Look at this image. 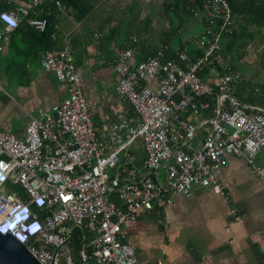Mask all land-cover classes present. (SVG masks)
I'll return each mask as SVG.
<instances>
[{"label":"built area","instance_id":"obj_1","mask_svg":"<svg viewBox=\"0 0 264 264\" xmlns=\"http://www.w3.org/2000/svg\"><path fill=\"white\" fill-rule=\"evenodd\" d=\"M47 3L73 17L59 0H24L0 10V24L13 29L30 9L35 15L48 14L43 7ZM205 3L202 56L191 60L177 51L164 58L157 49L135 60L130 46L117 52L115 91L129 103L134 118L105 124L101 130L90 118L70 50H40V67L64 84L66 96L29 116L22 136L0 130V226L20 208L27 210L28 219L12 229V236L24 239L38 263L59 264L63 258L74 264V251L80 264H137L121 225L142 211L170 204L174 193L187 194L193 185L210 187L226 202L228 192L216 171L228 155L243 157L264 183V165L254 163L264 149V108L240 104L231 95L235 71L226 67L213 84L197 74L219 48L220 36L238 24L230 19L228 0ZM27 23L42 31L46 20L34 16ZM50 38L54 40L53 33ZM137 141L144 152L139 167L130 153ZM74 228L85 232L78 250L71 245Z\"/></svg>","mask_w":264,"mask_h":264},{"label":"crops","instance_id":"obj_2","mask_svg":"<svg viewBox=\"0 0 264 264\" xmlns=\"http://www.w3.org/2000/svg\"><path fill=\"white\" fill-rule=\"evenodd\" d=\"M23 1L12 0L10 7ZM164 2L160 0L159 9L152 0H94L82 19L70 18L68 10L53 12L52 46L70 50L98 130L134 118L129 103L115 91L113 61L121 48L132 47L135 60H140L154 44L175 47L198 33L200 25L194 18V36L180 34L182 25L173 39L166 26L156 35L153 24L156 14L164 13ZM0 32V130L19 137L29 116L64 98L66 89L52 72L40 67V51L24 54L13 47L20 40L14 28L6 30L0 24ZM131 37L136 40L130 44ZM196 135L201 137V130ZM130 153L139 167L144 157L140 142L131 146ZM254 163L264 165V149ZM216 176L228 192L226 202L210 187L193 185L187 194L174 193L170 204L142 211L121 225L137 264H264V183L240 156H226Z\"/></svg>","mask_w":264,"mask_h":264},{"label":"trees","instance_id":"obj_3","mask_svg":"<svg viewBox=\"0 0 264 264\" xmlns=\"http://www.w3.org/2000/svg\"><path fill=\"white\" fill-rule=\"evenodd\" d=\"M65 7H69L73 10V16L75 19H82L93 8L94 0H59ZM162 7L164 12H172L179 18V25L183 22L182 16L184 14L191 15L197 19L199 31L194 37L187 41L180 42L177 46L172 47L164 45L158 47L157 44L152 46V49L143 58L152 55L157 49L163 51L164 58L173 57L177 51L185 52L189 59L202 56L205 50V44H199L200 32L203 24L206 21V3L205 0H165ZM228 5L231 12V21L237 22L236 28L230 34H223L219 38V48L214 50L211 56L207 57L197 72L198 76L204 81H208L213 84V79L220 75L227 68L237 73V79L233 83L231 88V95L240 104L257 105L264 108V73L261 80L253 81L249 77H245L243 72L247 69L239 64V60L246 54L247 48L252 45L258 48V52L255 55V61L257 64L256 72L253 77H256L260 71L264 72V0H228ZM11 4L6 0H0V10L10 7ZM49 10V13L45 12L35 15V10L30 9L28 15L22 18L18 24L14 27V35L18 36L20 40L17 43H13L18 51L24 54H35L44 48H48L53 44L54 40H51L50 34L53 33V12L57 10L52 3L43 5ZM46 11V10H45ZM193 13H197L193 16ZM45 18L46 25L42 31L35 29L27 23L29 17ZM217 19H213V28L217 30ZM179 25L175 28L178 29ZM132 40V42H131ZM136 40L135 37L129 39L130 44ZM22 43V46L19 45ZM127 47V46H126ZM124 48V47H123ZM213 73V74H212ZM215 88V87H214ZM216 92V90H214ZM210 107L213 105V96L209 99ZM85 232L74 228L71 236V245L73 249L78 250L81 237ZM74 264H80L77 260H74Z\"/></svg>","mask_w":264,"mask_h":264},{"label":"rangeland","instance_id":"obj_4","mask_svg":"<svg viewBox=\"0 0 264 264\" xmlns=\"http://www.w3.org/2000/svg\"><path fill=\"white\" fill-rule=\"evenodd\" d=\"M154 3V6L161 9L160 0H152ZM171 1V0H168ZM183 22L181 25L183 26V29L181 30L180 34L185 35L187 33H190L192 36H194L197 32V28L195 23V19L191 15L184 14L182 16ZM180 21L176 14H173L172 12H162L157 13L156 18L154 20V30L155 34L158 35L161 33V31L166 26V29L170 32V37L173 39V35L175 34L178 36V33H176L175 28L179 25ZM151 27V26H150ZM104 41L103 39L101 40ZM258 52V48L250 45L247 48L246 54L239 60V64L247 68L243 75L245 77H249L253 81L261 80L263 77V71H260L256 77H253V74L256 72L257 64L255 61V55ZM213 74V73H212ZM232 91V90H231ZM73 258L76 259V253L73 251ZM59 264H66L63 258L59 259ZM86 264H93L91 261L87 262Z\"/></svg>","mask_w":264,"mask_h":264},{"label":"water","instance_id":"obj_5","mask_svg":"<svg viewBox=\"0 0 264 264\" xmlns=\"http://www.w3.org/2000/svg\"><path fill=\"white\" fill-rule=\"evenodd\" d=\"M0 264H40L23 243L10 234H0Z\"/></svg>","mask_w":264,"mask_h":264},{"label":"clouds","instance_id":"obj_6","mask_svg":"<svg viewBox=\"0 0 264 264\" xmlns=\"http://www.w3.org/2000/svg\"><path fill=\"white\" fill-rule=\"evenodd\" d=\"M27 210L20 208L15 214L12 215L11 220L6 223L4 222V224L2 226H0V234L4 235V234H10L12 235V229L15 226H19L20 222H24L26 219H28L29 215L28 214H24L26 213ZM27 234L31 235L32 232H29V228H27ZM17 241H19L20 243H23L24 239L20 238V237H16L15 238Z\"/></svg>","mask_w":264,"mask_h":264}]
</instances>
